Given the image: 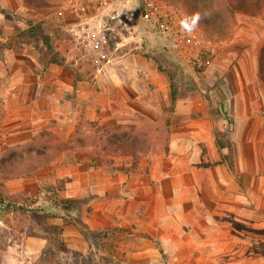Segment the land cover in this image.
Instances as JSON below:
<instances>
[{
  "label": "rangeland",
  "instance_id": "1",
  "mask_svg": "<svg viewBox=\"0 0 264 264\" xmlns=\"http://www.w3.org/2000/svg\"><path fill=\"white\" fill-rule=\"evenodd\" d=\"M70 1L0 0V192L20 207L0 212V264H264V0H213L225 37L200 21L185 32L186 0H90L95 13L104 1L120 4L75 29ZM46 36L63 84L86 80L94 101L112 92L124 119L135 120L118 134L108 121L103 135L93 119L81 123L80 136L97 146L87 151L113 155V144L136 143L126 149L137 153L139 186L118 193L121 203L65 195L56 167L70 166L68 146L47 152L61 157L56 165L34 157L44 143L30 141L45 124L33 104L38 84L21 90V107L10 104L13 79L53 73L35 63ZM59 93L73 98L65 87ZM86 101L81 113L93 106ZM70 108L62 104L53 124L65 141ZM128 162L118 168L129 170Z\"/></svg>",
  "mask_w": 264,
  "mask_h": 264
},
{
  "label": "crops",
  "instance_id": "2",
  "mask_svg": "<svg viewBox=\"0 0 264 264\" xmlns=\"http://www.w3.org/2000/svg\"><path fill=\"white\" fill-rule=\"evenodd\" d=\"M70 2H76L74 3L75 6H72L69 11L71 12L70 14L75 17V22L72 24L74 25V29L76 28L75 25L79 24L80 21L91 22L96 15H100L99 12L104 9L106 10L108 5L114 4L118 6V4H120L119 1H104L105 4H102L106 6H100L99 12L95 13L91 10L90 0H71ZM76 5H79V7H76ZM79 14L82 17L81 20L78 21L79 18L76 17ZM39 53H42V56L40 55V58L36 59V67L41 68L46 74L48 69L54 70L53 73H51L49 76L37 74L34 80H31V82L28 81L27 77H17L13 79V83L16 86L13 91H11L9 97V101L12 107H21L23 105L20 96L21 90L25 85H27L33 93L36 84H38L37 96L39 98H36V100L34 101L35 98L31 97L29 101H34V105L38 104L40 106V112L37 114V118L39 119L40 124H45L37 134L33 135L30 141H38L42 139L44 143L42 145L40 144V147L52 146L51 148H53L55 146H58L60 140H62L63 142H65L64 146L69 147V150L71 151L69 155L70 159L66 162L69 163L70 166L66 165L65 167H56L58 176L65 179L64 192L67 197H84L88 195L89 192H93L95 195L94 199H97L100 204L108 205L109 203H121L120 198H118V193H132V191L136 189L137 186H139V184L136 182H138V180L140 179V174L138 173V171L133 170V164L134 161H136L137 153L131 149H126V147H136L137 145L132 141L131 143L124 144L123 142L127 140L125 139V141L122 140L119 141V143H115L113 145L115 146L114 148L119 149V151L122 149H126V152H118L113 155H101L95 153L94 150L87 151L89 148L97 146H93V144L87 143L86 138L80 136L82 132H85V126L82 127L81 123L84 122L83 119L85 117V120H87L88 118L90 120L93 119L95 124L97 123L96 126H98V128L100 129L99 135H103V133H106L108 128L112 127L111 125H107L108 121H114V125H112L116 129L112 132H114V134H118L119 132L122 133L123 123H134L135 120L132 117L131 119H127L128 116L124 119L123 116L126 111L124 109H121L120 105L115 102L120 100L122 101V99L116 96V94L103 91L102 94H97L98 99L96 98L94 101L97 91L91 89L87 92L83 90L85 89V87H83L82 85L84 83H87L86 80L77 79L75 78V76H71L66 77V81L63 84V78L59 74L58 66L57 64L52 62L51 56L49 55L45 44L42 45V47L39 49ZM49 60H51V62H49ZM121 80L123 79H118L116 82L119 83L121 82ZM63 87L70 90V95L73 98L62 99L60 97L59 90ZM85 100H87L85 102L87 107L89 101L93 106L89 107V109L85 108L81 113V109ZM64 103L67 104V106H71L69 114H67V116L69 117V120H72V126L70 128L69 135L66 141L56 134L53 127V124L58 123V119H60L61 117L60 108ZM98 103L102 104V106H99ZM178 130L181 131V128L178 127ZM173 131L175 132V129ZM41 133L43 134L40 135ZM36 135L39 136H37V138H34V136ZM187 141L188 140L186 138H182V136H178V138H175V135L170 136L171 144L179 143L180 146L187 147ZM96 157L98 159H96ZM141 157L139 156V159ZM45 158L47 157L44 156L41 161ZM58 158L59 156H51V158H47V160H43L42 162H56L55 165L62 163L63 161L62 159H60L61 157L59 159ZM123 160L129 161L128 163H131V170L129 168V170L126 169L124 171L118 168V166L122 164ZM109 162H112V164L110 163L108 166H95L96 163H98L99 165H107L105 163ZM143 186H145V183ZM107 208V206H103L101 208L102 210H99V214L103 215L102 223L105 226V221L111 217V211L107 212ZM120 210L121 209H119L118 212ZM112 214H115V211Z\"/></svg>",
  "mask_w": 264,
  "mask_h": 264
},
{
  "label": "trees",
  "instance_id": "3",
  "mask_svg": "<svg viewBox=\"0 0 264 264\" xmlns=\"http://www.w3.org/2000/svg\"><path fill=\"white\" fill-rule=\"evenodd\" d=\"M187 4L189 5L190 7V10L192 11V14L193 13H199L200 16H201V20L200 22L208 29V30H211V31H214L217 33V35L221 36V37H225L226 33H225V30L223 28V23L225 22L224 18L218 14V12L215 10V12L213 11V8H214V4H213V0H186ZM244 2V0H238V4H242ZM224 8H225V11L227 12H232V9L231 7L229 6L228 2L226 1H223L222 2ZM244 5V4H243ZM44 43L47 47V50H48V53L49 55L51 56V58L53 59V55L56 54V51L54 49V46L51 42V39L49 36H46L45 37V40H44ZM0 44H1V41H0ZM3 44V43H2ZM2 44L0 46H2ZM262 53H264V47L262 48ZM0 58L1 59H4V55L2 53V51H0ZM51 59V60H52ZM226 118L230 121V122H233L232 121V117L227 113L226 115ZM43 133H41L40 135H42ZM39 135H36L34 136V138ZM35 141V140H34ZM134 143V142H133ZM136 144V143H134ZM65 145V142H63L62 140H60L59 142V145L58 146H55L53 147L55 150H57L59 152L60 149H62V147ZM52 146H48V147H37L36 149V152L33 153L34 154V157L36 159H39L40 160L47 155V152L52 149L51 148ZM18 148H23L21 147V145H17L15 147V149H18ZM118 152H126V149H122L119 151V149L117 148H114V151L113 153H118ZM54 156H58L57 154L56 155H53ZM44 162H40V164H43ZM136 162L134 161V164L135 165ZM26 193V192H25ZM19 194H23V191L16 194V195H13V196H19ZM27 195V193H26ZM6 196H7V193L5 192H0V212L4 211V210H12V211H17V209H19L20 207L18 206V200H14V201H10V200H6ZM25 202H27L28 200V197L26 196L25 197Z\"/></svg>",
  "mask_w": 264,
  "mask_h": 264
},
{
  "label": "clouds",
  "instance_id": "4",
  "mask_svg": "<svg viewBox=\"0 0 264 264\" xmlns=\"http://www.w3.org/2000/svg\"><path fill=\"white\" fill-rule=\"evenodd\" d=\"M200 20L201 16L198 12L191 15L185 14L181 19L180 24L185 32L191 33L198 27Z\"/></svg>",
  "mask_w": 264,
  "mask_h": 264
},
{
  "label": "built area",
  "instance_id": "5",
  "mask_svg": "<svg viewBox=\"0 0 264 264\" xmlns=\"http://www.w3.org/2000/svg\"><path fill=\"white\" fill-rule=\"evenodd\" d=\"M207 63V59L202 62V66H204Z\"/></svg>",
  "mask_w": 264,
  "mask_h": 264
}]
</instances>
